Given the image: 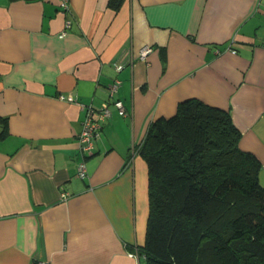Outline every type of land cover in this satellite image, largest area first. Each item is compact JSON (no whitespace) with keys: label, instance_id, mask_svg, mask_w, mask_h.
Instances as JSON below:
<instances>
[{"label":"crops","instance_id":"1","mask_svg":"<svg viewBox=\"0 0 264 264\" xmlns=\"http://www.w3.org/2000/svg\"><path fill=\"white\" fill-rule=\"evenodd\" d=\"M107 2L0 0V264H142L137 147L184 99L229 112L264 185V0ZM115 79L125 115L108 94ZM103 102L109 115L83 151L84 120Z\"/></svg>","mask_w":264,"mask_h":264},{"label":"trees","instance_id":"2","mask_svg":"<svg viewBox=\"0 0 264 264\" xmlns=\"http://www.w3.org/2000/svg\"><path fill=\"white\" fill-rule=\"evenodd\" d=\"M123 0H108L117 10ZM229 112L179 101L137 149L148 171L144 264H264L261 162L239 147Z\"/></svg>","mask_w":264,"mask_h":264},{"label":"built area","instance_id":"3","mask_svg":"<svg viewBox=\"0 0 264 264\" xmlns=\"http://www.w3.org/2000/svg\"><path fill=\"white\" fill-rule=\"evenodd\" d=\"M60 7L63 11H67L69 9L68 0H60ZM70 19L66 20L65 27L70 26ZM66 33V29L64 28L60 33V37H63ZM236 50H232L235 52ZM152 52V47L149 45H145L138 51V57L144 59L149 53ZM123 67L122 63L115 64V69L120 70ZM120 86V80L115 79L108 88V94L112 98V103L118 110L120 115H125L126 111L124 109L122 101L116 97L117 90ZM96 111V117L94 118V109L89 108L88 114L84 120L82 131L79 134V143L80 147L83 151H90L92 149L93 141L98 136V130L100 128V121L106 118L109 115V106L107 102L101 103ZM78 175L83 178L86 175V168L83 162H80L78 165ZM63 196V195H62ZM40 264H45L40 262Z\"/></svg>","mask_w":264,"mask_h":264},{"label":"rangeland","instance_id":"4","mask_svg":"<svg viewBox=\"0 0 264 264\" xmlns=\"http://www.w3.org/2000/svg\"><path fill=\"white\" fill-rule=\"evenodd\" d=\"M132 254H134L135 256L138 257V254L136 253V251L134 250V252H132ZM142 264H144L143 258H142Z\"/></svg>","mask_w":264,"mask_h":264}]
</instances>
